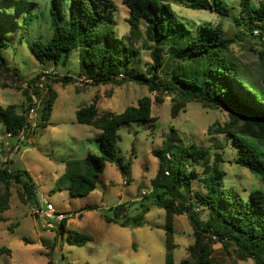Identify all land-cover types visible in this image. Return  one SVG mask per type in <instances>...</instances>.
Segmentation results:
<instances>
[{
	"label": "trees",
	"instance_id": "16d2710c",
	"mask_svg": "<svg viewBox=\"0 0 264 264\" xmlns=\"http://www.w3.org/2000/svg\"><path fill=\"white\" fill-rule=\"evenodd\" d=\"M223 2L187 0L184 5L191 9L219 11ZM3 3H11L10 9L23 10L17 13H21L22 22L29 29L19 34L20 41L26 43L28 51L43 66L65 64L71 52L82 47V62L92 84L135 80L145 84L150 92H175L181 100L172 107L174 116L180 107L190 101L227 110L228 118L223 122L215 121L207 128V133L229 136L231 139L225 138L237 149L236 155L226 159L220 150L212 151L209 146L184 139L174 126L170 127L161 146L153 149L158 157V167L151 179V203L164 209L167 219L164 225V264H174L173 249L176 244L172 216L184 213L190 220L194 242L188 246L190 257L182 258L179 264H217L211 257L214 238L224 245L235 244L241 259L251 258L253 264H264V189L254 187L244 195L233 186H225L224 170L220 167V162L233 161L264 180V150L259 146V142L264 140V81L248 74L227 54L234 37L225 36L219 22L214 26L204 22L196 30L189 29L170 4L163 0L122 1L128 7L126 20L130 40L115 33V5L112 0H49L48 6L39 11H35L28 0H0V5ZM240 3L243 11L247 12L244 24L249 29L247 32L254 35L253 30H258L255 36L264 45L263 16L252 13V10L259 12L260 9L251 7L250 0H240ZM43 15L50 32L48 38L29 36L37 18ZM239 19L235 18L237 23H240ZM141 25L144 27L143 42H149L145 48L152 61L146 67L147 74L132 69L137 55L133 43L141 37ZM3 34L0 33V49L11 43ZM245 34L242 32V36ZM235 37L241 36L236 34ZM252 51L264 68V47L253 48ZM7 70L13 71L16 77L14 87L24 90L30 101V93L35 96L43 89L35 84L41 73L27 80L24 86L0 53V76ZM119 74H122L121 78H118ZM72 80V76L64 74L54 78L53 82L66 84ZM0 86L8 84L0 79ZM44 86L47 87L48 97L42 109L41 126H46L49 120L51 103L56 95L50 84ZM94 99L76 111V120L100 130L98 152H89L81 159L65 160L66 188L73 196L91 193L107 162L115 163L122 172H126L127 165L116 149L120 140V125L156 120L151 115L152 100L147 95L138 98L136 106H127L120 113L101 112L96 106V96ZM155 101L159 104L163 99L157 96ZM29 105L26 109L30 108ZM25 117L26 110L17 109L14 104L0 105V125L7 134L25 135L30 125L29 116L27 124ZM1 162L0 221L4 219L2 213L10 207L13 184L18 185L16 193L21 201L34 194L33 180L27 170H10L6 160ZM199 172L202 174L199 175ZM195 178L199 182L196 188L193 187ZM193 206L205 211L204 218L194 212ZM126 208L122 203L115 206L113 215L107 221L120 226H141L149 206L142 205L135 215H128ZM83 209H93V206L86 204ZM66 222V216L59 221L57 232L61 235L66 230ZM66 239L71 244L80 245L90 241L91 237L69 229ZM1 252L9 253L10 250L0 246ZM48 264L54 263L49 259Z\"/></svg>",
	"mask_w": 264,
	"mask_h": 264
},
{
	"label": "rangeland",
	"instance_id": "374dc122",
	"mask_svg": "<svg viewBox=\"0 0 264 264\" xmlns=\"http://www.w3.org/2000/svg\"><path fill=\"white\" fill-rule=\"evenodd\" d=\"M112 1L115 5V33L130 40L126 20L128 7L122 3L123 0ZM163 1L170 4L178 18L191 30H196L204 22L212 26L219 22L225 36L235 39L229 45L227 54L248 74L264 81V68L252 51L264 45L259 38L247 32V12L243 11L240 0H224L219 11L188 8L184 5L187 0ZM28 2L35 11L45 9L49 4V0ZM10 4L0 5V33H4L3 37L11 42L6 43L0 53L26 86L27 80L36 77L48 66H43L28 51L26 43L20 41L19 34L27 31L28 27L22 22L21 13H17L23 10L10 9ZM250 6L259 8V12L252 10V13H260L264 19V0H250ZM236 17L240 18V23L236 22ZM143 28L141 25V37L133 43L137 55L132 69L147 74L146 67L152 61L145 48L149 42H143ZM242 32L247 35L242 36ZM49 34L46 16L38 17L29 36L39 35L46 39ZM236 34L241 37L236 38ZM81 52L82 47L73 50L65 64H50L55 73L35 80V84L43 89L35 96L30 93L32 101L24 90L14 87L16 77L13 71H4L0 76L1 81L8 84L0 86V105L14 104L17 109L26 110L30 124L26 134L19 136L5 133L0 125V164L6 160L10 170H27L34 185V194L26 201L18 198V185L11 187L10 207L2 213L4 219L0 221V246L9 248L10 252L0 253V264H48L49 259L54 264H164V225L167 219L165 210L151 203V179L158 167V157L153 149L161 146L170 127L174 126L184 139L209 146L212 151L220 150L226 159L236 155L237 149L225 138L227 135L207 133V128L215 121L223 122L228 118V111L190 101L180 107L174 116L172 107L181 100L175 92H150L145 84L135 80L92 84L88 81ZM64 74L74 80L66 84L53 82L54 78ZM46 83L56 95L51 103L49 120L46 126H41L42 109L48 97ZM145 95L152 100L151 115L156 120L128 122L118 128L120 140L116 149L127 165L126 172H122L115 163L107 162L91 193L86 196L70 195L66 188L65 160L81 159L89 152L97 153L101 134L99 129L77 122L76 111L94 101L96 96V106L101 112L120 113L127 106H136L138 98ZM157 96L162 97V103L155 101ZM28 105L30 108L26 109ZM259 146L264 150V140L259 142ZM220 167L224 170L225 186H233L244 195L254 187L264 189V180L248 168L227 160L220 162ZM193 187H199L196 178ZM47 202L55 210L52 216L47 215ZM121 203L127 207L128 215H135L142 205L149 206L141 226H120L107 221L113 215L115 206ZM86 204H91L93 209H83ZM193 210L204 218L202 208L193 206ZM63 212L68 214L66 230L61 235L57 232L59 221L56 216ZM172 226L176 244L173 249L174 264H179L182 258L190 257L188 246L194 242L193 230L186 213L173 215ZM69 229L87 234L91 240L80 245L71 244L66 239ZM211 245V257L217 264H253L251 258L243 260L239 257L233 243L224 245L214 238Z\"/></svg>",
	"mask_w": 264,
	"mask_h": 264
},
{
	"label": "built area",
	"instance_id": "2783aa9c",
	"mask_svg": "<svg viewBox=\"0 0 264 264\" xmlns=\"http://www.w3.org/2000/svg\"><path fill=\"white\" fill-rule=\"evenodd\" d=\"M253 33H254V35H257L259 32H258V30H253ZM54 73H55L54 67L53 66H48V67L42 69V72H41L42 75H41V77L42 76L53 75ZM121 77H122V74H119L118 78H121ZM123 182L125 183V180ZM144 193H145V191L143 190L142 191V194H144ZM46 211H47V215L48 216H52L53 214H55L54 213L55 210H54L52 204L49 203V202H47V204H46ZM67 214H68V212L67 213H64V212L63 213H58L57 216H56V218H57L58 221H60Z\"/></svg>",
	"mask_w": 264,
	"mask_h": 264
},
{
	"label": "water",
	"instance_id": "95a60500",
	"mask_svg": "<svg viewBox=\"0 0 264 264\" xmlns=\"http://www.w3.org/2000/svg\"><path fill=\"white\" fill-rule=\"evenodd\" d=\"M29 113L26 112V117H25V123L27 124V119H28Z\"/></svg>",
	"mask_w": 264,
	"mask_h": 264
}]
</instances>
